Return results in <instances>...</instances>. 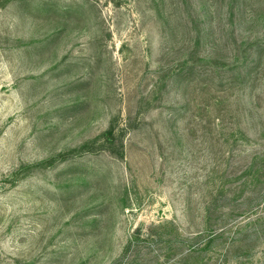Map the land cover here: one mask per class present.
Returning a JSON list of instances; mask_svg holds the SVG:
<instances>
[{
	"label": "rangeland",
	"instance_id": "obj_1",
	"mask_svg": "<svg viewBox=\"0 0 264 264\" xmlns=\"http://www.w3.org/2000/svg\"><path fill=\"white\" fill-rule=\"evenodd\" d=\"M0 264H264V0H0Z\"/></svg>",
	"mask_w": 264,
	"mask_h": 264
}]
</instances>
